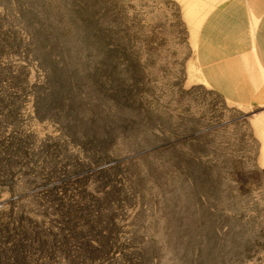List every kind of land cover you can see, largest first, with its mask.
<instances>
[{
    "label": "rangeland",
    "instance_id": "rangeland-1",
    "mask_svg": "<svg viewBox=\"0 0 264 264\" xmlns=\"http://www.w3.org/2000/svg\"><path fill=\"white\" fill-rule=\"evenodd\" d=\"M227 1L0 0V264H264V71L199 55Z\"/></svg>",
    "mask_w": 264,
    "mask_h": 264
},
{
    "label": "crops",
    "instance_id": "crops-1",
    "mask_svg": "<svg viewBox=\"0 0 264 264\" xmlns=\"http://www.w3.org/2000/svg\"><path fill=\"white\" fill-rule=\"evenodd\" d=\"M206 8L199 55L210 78L219 83L222 72L241 70L234 65L249 62L254 65L245 66V71H264V0H229ZM256 79L250 75L245 80L254 86Z\"/></svg>",
    "mask_w": 264,
    "mask_h": 264
},
{
    "label": "trees",
    "instance_id": "trees-1",
    "mask_svg": "<svg viewBox=\"0 0 264 264\" xmlns=\"http://www.w3.org/2000/svg\"><path fill=\"white\" fill-rule=\"evenodd\" d=\"M31 233V232H30ZM41 231L40 230H35V232L33 231V234L32 235H36V237H40L41 236ZM29 236V237H31V238H34L35 236ZM26 236H27V234H26ZM38 239H41V238H38ZM17 255H19V254H17ZM20 256V255H19Z\"/></svg>",
    "mask_w": 264,
    "mask_h": 264
}]
</instances>
